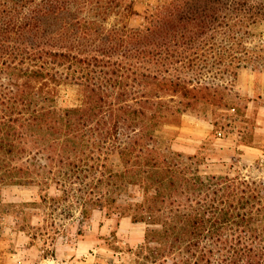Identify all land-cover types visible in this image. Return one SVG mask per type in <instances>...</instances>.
<instances>
[{
  "label": "trees",
  "instance_id": "trees-1",
  "mask_svg": "<svg viewBox=\"0 0 264 264\" xmlns=\"http://www.w3.org/2000/svg\"><path fill=\"white\" fill-rule=\"evenodd\" d=\"M262 22L263 0H0V155L34 154L84 215L139 188L127 210L148 226L144 264H264V181L211 174L160 139L198 104L223 106L230 87L206 75L233 86Z\"/></svg>",
  "mask_w": 264,
  "mask_h": 264
},
{
  "label": "rangeland",
  "instance_id": "rangeland-1",
  "mask_svg": "<svg viewBox=\"0 0 264 264\" xmlns=\"http://www.w3.org/2000/svg\"><path fill=\"white\" fill-rule=\"evenodd\" d=\"M115 22L117 16L112 14L105 26L111 27ZM125 22L129 27L144 23L141 18H129ZM244 43L239 47L245 45L240 56L245 54L246 67L239 70L233 86L228 78L209 74L205 78L230 87L225 92L223 106L198 104L194 110L179 115L175 119L178 123L163 128L160 139L165 149L185 157L199 155L202 169L211 174L264 181V22L253 27L247 24ZM67 95L63 104L75 105L74 93ZM225 105L231 110L224 108ZM211 154L215 155V165H209L211 161L207 157ZM6 156L0 155V257L18 252L6 243L12 241L10 232L14 230L31 235L41 254H59L62 259L69 253L74 264L146 262L145 255L139 257L138 253L148 226L134 222L127 210L128 203L142 200L139 188L131 186L117 192L118 196L114 194L118 197L115 207L119 210L97 208L84 215L78 200L73 195L68 198L64 195L66 188L56 183L46 185L45 178L37 176L34 165L38 159L34 154L16 156L14 160ZM12 161L18 166L30 162V174L4 167ZM141 235L142 241L137 244L135 241Z\"/></svg>",
  "mask_w": 264,
  "mask_h": 264
},
{
  "label": "crops",
  "instance_id": "crops-1",
  "mask_svg": "<svg viewBox=\"0 0 264 264\" xmlns=\"http://www.w3.org/2000/svg\"><path fill=\"white\" fill-rule=\"evenodd\" d=\"M10 233L13 236L12 241L6 243L10 244L13 249L16 247L18 252H11L6 254V256H1L0 264H74L73 260L70 259L69 253L62 259H59V254H56V256L41 254V250L37 248V245L32 243L31 235L26 232L11 230ZM141 241L142 235L135 242L138 244Z\"/></svg>",
  "mask_w": 264,
  "mask_h": 264
}]
</instances>
